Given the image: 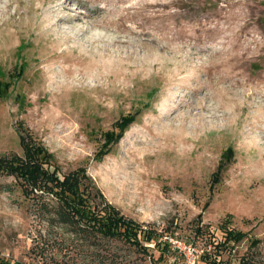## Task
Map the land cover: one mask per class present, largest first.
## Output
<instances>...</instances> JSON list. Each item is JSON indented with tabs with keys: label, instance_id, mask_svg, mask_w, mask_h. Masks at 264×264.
Instances as JSON below:
<instances>
[{
	"label": "rangeland",
	"instance_id": "obj_1",
	"mask_svg": "<svg viewBox=\"0 0 264 264\" xmlns=\"http://www.w3.org/2000/svg\"><path fill=\"white\" fill-rule=\"evenodd\" d=\"M21 134L176 243L76 235L2 174L1 264H171L225 227L218 264H264V0H0V156Z\"/></svg>",
	"mask_w": 264,
	"mask_h": 264
},
{
	"label": "trees",
	"instance_id": "obj_2",
	"mask_svg": "<svg viewBox=\"0 0 264 264\" xmlns=\"http://www.w3.org/2000/svg\"><path fill=\"white\" fill-rule=\"evenodd\" d=\"M128 122H130V117H125L124 124L117 125L119 131L121 130L119 127ZM114 134L113 130L104 135L108 139ZM119 134L121 133L118 132L117 137ZM21 144L24 156L16 154L0 156V175H11L19 180L22 193L27 198L53 195L58 204L56 206L35 202L47 214L54 211V215L50 218L69 226L76 235L80 233L89 235L94 232L101 237L123 241L129 247L140 250H145L148 247L146 245L150 243H154L157 249L167 250L169 248L167 242L160 240V233L123 216L111 203L106 202L83 168H78L68 174H61L59 168L51 162V155L42 145L27 140L22 134ZM96 197H99V202H95ZM199 232V228H196V233ZM223 234L222 241L213 244L212 252L203 251L196 264H218L217 257L220 252L216 249L235 244L244 236L243 233L229 227L223 228ZM157 261L165 264V254L161 253ZM223 264L231 263L224 262ZM238 264H248V260L240 259Z\"/></svg>",
	"mask_w": 264,
	"mask_h": 264
},
{
	"label": "built area",
	"instance_id": "obj_3",
	"mask_svg": "<svg viewBox=\"0 0 264 264\" xmlns=\"http://www.w3.org/2000/svg\"><path fill=\"white\" fill-rule=\"evenodd\" d=\"M161 237H163V241L167 242L168 244H170V242L173 244L176 243L175 240L172 239V237L166 235H162ZM183 248H185V246H183ZM186 249L187 250L184 254V260H179V258H173L171 264H196L198 258L197 250L190 246H188Z\"/></svg>",
	"mask_w": 264,
	"mask_h": 264
}]
</instances>
